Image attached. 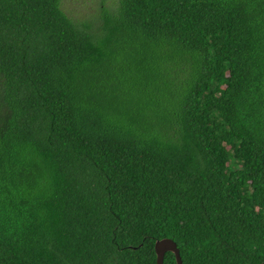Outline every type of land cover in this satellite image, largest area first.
I'll use <instances>...</instances> for the list:
<instances>
[{
    "label": "trees",
    "instance_id": "trees-1",
    "mask_svg": "<svg viewBox=\"0 0 264 264\" xmlns=\"http://www.w3.org/2000/svg\"><path fill=\"white\" fill-rule=\"evenodd\" d=\"M102 3L0 0V264L263 263L264 0Z\"/></svg>",
    "mask_w": 264,
    "mask_h": 264
},
{
    "label": "rangeland",
    "instance_id": "rangeland-1",
    "mask_svg": "<svg viewBox=\"0 0 264 264\" xmlns=\"http://www.w3.org/2000/svg\"><path fill=\"white\" fill-rule=\"evenodd\" d=\"M64 12L74 21L88 22L98 27L103 10L102 0H60Z\"/></svg>",
    "mask_w": 264,
    "mask_h": 264
},
{
    "label": "water",
    "instance_id": "water-1",
    "mask_svg": "<svg viewBox=\"0 0 264 264\" xmlns=\"http://www.w3.org/2000/svg\"><path fill=\"white\" fill-rule=\"evenodd\" d=\"M155 253L157 257L156 264H164V258L167 253L174 254L176 264H183L177 244L174 240L170 238H163L161 240L156 241ZM261 264H264V262Z\"/></svg>",
    "mask_w": 264,
    "mask_h": 264
}]
</instances>
